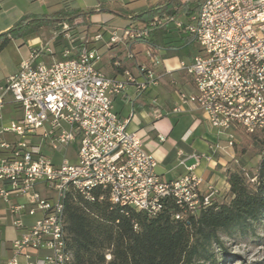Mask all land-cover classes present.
I'll return each mask as SVG.
<instances>
[{
  "label": "built area",
  "instance_id": "2783aa9c",
  "mask_svg": "<svg viewBox=\"0 0 264 264\" xmlns=\"http://www.w3.org/2000/svg\"><path fill=\"white\" fill-rule=\"evenodd\" d=\"M182 1L196 6L186 20L163 14L149 25L130 22L121 33L112 30L106 44L145 43L154 27L170 24L192 35L198 50L177 70L190 78L194 91L176 93L182 104L198 107L232 147L237 134L264 128V0ZM76 20L62 22L65 43L58 58L43 59L55 53L51 46L33 47L0 84V224L8 220L17 232L10 240L11 257L2 264H72L65 204L73 193L87 201L107 199L148 217L171 197L180 209L174 215L178 219L197 214L217 193L211 184L200 187L193 165L176 179H162L144 137L128 129L129 119L113 109V99L129 84L140 94L171 74L168 68L157 70L158 47L145 43L146 58L136 62L141 79L128 69L121 77L110 76L96 66L99 53L90 44L102 34H74ZM113 64L121 66L118 60ZM8 102L16 116L5 121ZM193 156L196 163L201 158Z\"/></svg>",
  "mask_w": 264,
  "mask_h": 264
},
{
  "label": "crops",
  "instance_id": "0c3cea01",
  "mask_svg": "<svg viewBox=\"0 0 264 264\" xmlns=\"http://www.w3.org/2000/svg\"><path fill=\"white\" fill-rule=\"evenodd\" d=\"M159 0H0V34L7 31L12 25L24 16L49 15L63 9L64 4L83 11L94 10L88 15V26L82 18H77V24L72 27L76 35L96 32L102 34V39L91 42L99 53L96 66L105 74L121 77L122 71L128 69L141 79L136 69V62L146 58V44L129 41H118L107 45L106 41L112 30L121 33L130 22L127 14L137 12L154 5ZM181 20H186L184 12L177 14ZM138 25L141 23L134 22ZM62 23L51 26H42L36 32L28 33L22 38H10L0 48V84L5 82L8 75L18 70L20 61L27 57L33 47L51 46L55 53L45 54L50 59L58 58L62 44ZM88 27V28H87ZM50 31L47 37L46 31ZM87 28V29H86ZM87 30V31H85ZM180 30L172 24L167 25L163 45H158L157 53L161 57L158 72L171 69V74H163L157 84L138 94L136 87L129 84L121 95L113 99V109L121 118H128V129L138 131L144 137L145 148L156 159L155 172L164 180H172L188 172L193 165L192 173L202 180L200 187L206 188L211 184L217 190L214 198L223 199L228 194L227 171L231 168L233 149L226 146V135L219 133L218 129L210 126L203 116V112L193 103H181L176 89L185 93L194 91L189 77L177 70L181 60L189 62L197 52L195 41L188 42L181 54H176L168 46H181L180 33L174 36L173 32ZM182 31V30H181ZM183 33H186L182 31ZM196 43V47L191 46ZM133 58H128L129 53ZM120 61L121 66H114V61ZM118 68V69H117ZM175 83H172L171 80ZM159 103V104H158ZM12 104L11 102L6 105ZM5 105V106H6ZM180 106L179 110L176 108ZM5 108V107H4ZM4 110V109H3ZM3 113V111H2ZM163 135L164 140H159ZM194 154L201 155L196 163ZM54 159L58 161L56 153ZM34 217H27L32 221ZM0 264L11 257L10 240L17 235L9 221L0 224ZM38 251L36 254H44ZM24 263L23 257H19Z\"/></svg>",
  "mask_w": 264,
  "mask_h": 264
},
{
  "label": "trees",
  "instance_id": "16d2710c",
  "mask_svg": "<svg viewBox=\"0 0 264 264\" xmlns=\"http://www.w3.org/2000/svg\"><path fill=\"white\" fill-rule=\"evenodd\" d=\"M195 10L196 6L182 0H159L124 17L149 25L163 14L190 15ZM93 12V9L83 11L64 4L63 9L49 15H26L0 34V48L10 38H22L42 26L71 23L79 17L88 26V15ZM177 31L172 34L180 33L181 46H168V49L179 55L194 39L188 33ZM166 33L167 25L156 26L144 42L163 45ZM137 42L143 41L130 44ZM246 135L259 138L264 144V128ZM227 182L225 198L218 200L213 196L197 214L181 219L174 216L180 209L171 197L165 199L156 216L148 217L130 208L122 210L107 199L87 201L76 193L70 194L65 204V229L72 264H197L200 258H208L206 254L212 245L222 248L221 230L237 229L245 233L264 215V155L253 175L237 167L228 169ZM106 254H110L109 260Z\"/></svg>",
  "mask_w": 264,
  "mask_h": 264
},
{
  "label": "rangeland",
  "instance_id": "374dc122",
  "mask_svg": "<svg viewBox=\"0 0 264 264\" xmlns=\"http://www.w3.org/2000/svg\"><path fill=\"white\" fill-rule=\"evenodd\" d=\"M49 30L51 29L47 28V37L50 35ZM196 46V43L193 44L191 49ZM15 116L13 105H6L3 110L4 120L9 121ZM235 138L231 147L233 149V157L230 158L231 168L237 167L248 175H253L259 159L264 155V144L259 138L244 133L237 134ZM73 152L70 148L67 154L70 159L73 158ZM219 234L222 248L212 245L206 254L208 258H200L197 264H264V215L245 233L232 229L221 230Z\"/></svg>",
  "mask_w": 264,
  "mask_h": 264
}]
</instances>
